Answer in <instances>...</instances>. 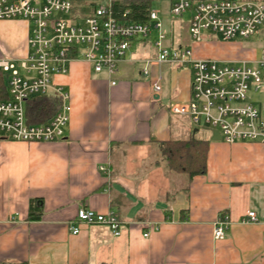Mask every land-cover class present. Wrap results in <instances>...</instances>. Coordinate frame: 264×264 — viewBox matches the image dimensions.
<instances>
[{
    "label": "crops",
    "instance_id": "obj_1",
    "mask_svg": "<svg viewBox=\"0 0 264 264\" xmlns=\"http://www.w3.org/2000/svg\"><path fill=\"white\" fill-rule=\"evenodd\" d=\"M171 32V46L191 48L195 59H258L238 43L183 46L174 25ZM29 34L26 22L0 21V58H24ZM149 45L136 42L112 78L82 61L55 78L70 94L63 141L0 137V264H264V144L212 141L200 132L206 128L171 114L173 103L190 100L193 71L167 63L144 77L146 60L158 54ZM164 69L172 81L163 100ZM190 139L209 142L206 173L193 178L171 170L164 156V144ZM35 199L43 201L40 221L29 219ZM80 209L116 213L122 235L79 222ZM249 212L257 222H244ZM222 217L229 225L216 240Z\"/></svg>",
    "mask_w": 264,
    "mask_h": 264
},
{
    "label": "built area",
    "instance_id": "obj_2",
    "mask_svg": "<svg viewBox=\"0 0 264 264\" xmlns=\"http://www.w3.org/2000/svg\"><path fill=\"white\" fill-rule=\"evenodd\" d=\"M77 0H0V21L28 23V53L24 58H0V73L5 76L8 99L0 100V137L13 142L55 143L65 139L70 122V94L56 85L57 76L67 75L74 61L89 64L96 74L112 78L128 59L136 42L158 32L157 58L146 60L142 75H151L152 67L173 64L192 68L191 98L173 103L171 114L189 118L201 129L220 133L222 141L264 144L263 100L264 47L259 59L248 62H220L195 59L191 48L165 45L169 34L164 30L160 12L152 9L145 23L125 20L114 14V0H86L93 4L92 14L74 10ZM191 12L189 33L194 43L219 35L224 42L249 39L264 25V0H172L171 14L181 17ZM212 32L206 36L204 32ZM117 82H112L116 85ZM162 92V76L152 83V97ZM58 98L56 111L47 122L33 123L28 105L36 98ZM77 220L86 225L107 226L115 237L122 235V222L114 212L100 214L80 209ZM244 222H257L249 212ZM228 219L220 218L214 238L226 235ZM74 234L79 228H72ZM148 237V234L145 235Z\"/></svg>",
    "mask_w": 264,
    "mask_h": 264
},
{
    "label": "trees",
    "instance_id": "obj_3",
    "mask_svg": "<svg viewBox=\"0 0 264 264\" xmlns=\"http://www.w3.org/2000/svg\"><path fill=\"white\" fill-rule=\"evenodd\" d=\"M74 10H83L84 13L92 14L93 4L86 0H77ZM114 14L122 18L123 13L129 11L125 20L129 22H148L152 10L151 0H114ZM8 92L5 76L0 73V100H7ZM58 98L51 96L39 97L28 105V115L33 123L47 122L57 109ZM209 142L197 139L185 141H171L164 144V156L168 167L176 172H182L193 178L206 173L207 155ZM43 216V201L35 199L30 202L29 219L40 221Z\"/></svg>",
    "mask_w": 264,
    "mask_h": 264
},
{
    "label": "rangeland",
    "instance_id": "obj_4",
    "mask_svg": "<svg viewBox=\"0 0 264 264\" xmlns=\"http://www.w3.org/2000/svg\"><path fill=\"white\" fill-rule=\"evenodd\" d=\"M152 3V9L157 10L160 12V19L163 22L164 30L168 31L169 36L165 43L167 47L171 45V39L172 36L170 35L171 27L174 25L175 28V34L177 35V43L182 44L183 46H191L194 44V42L191 40V36L189 33V25H190V18H191V12H187L183 14L181 17H175L171 14V6H172V0H151ZM206 36L213 35L212 32H204ZM158 32L156 29H153L150 38H148L146 41H149V46L147 47V51H151L152 47L154 46L156 40H157ZM210 40V41H209ZM214 42L215 44L224 42L221 37L217 34H215L214 37L207 38L204 40V42ZM230 43H238L239 46L243 50L251 51L255 53V56L259 59L261 56L262 48L264 47V25L260 26L258 32L256 35L249 39H242L238 38L234 41H231ZM6 58H10L7 56H4ZM163 76V86L165 87L163 93H162V99L168 98V94H166V89L168 90L169 83L172 81V74L170 72H167V70L162 71ZM254 98H258L264 101V94H259L257 96H254ZM200 132H206L208 134H211V131H200Z\"/></svg>",
    "mask_w": 264,
    "mask_h": 264
},
{
    "label": "water",
    "instance_id": "obj_5",
    "mask_svg": "<svg viewBox=\"0 0 264 264\" xmlns=\"http://www.w3.org/2000/svg\"><path fill=\"white\" fill-rule=\"evenodd\" d=\"M158 98H159V96H156V99H158ZM206 130H208V129L206 128ZM211 133H212V138H211L212 141H221L222 140L219 132L211 131Z\"/></svg>",
    "mask_w": 264,
    "mask_h": 264
}]
</instances>
